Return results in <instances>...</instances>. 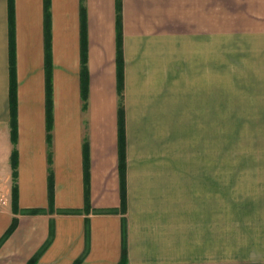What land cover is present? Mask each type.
Returning a JSON list of instances; mask_svg holds the SVG:
<instances>
[{"label":"crops","instance_id":"obj_1","mask_svg":"<svg viewBox=\"0 0 264 264\" xmlns=\"http://www.w3.org/2000/svg\"><path fill=\"white\" fill-rule=\"evenodd\" d=\"M13 3L15 128L10 105V0H0V264H120L124 248L126 264H183L184 255L194 254L198 260L202 253H212L214 228H209L205 196L214 177L201 178L202 195L193 188L196 184L190 187L193 199L183 194L182 167L152 157L156 142L144 130L135 132L133 109L141 108L135 101L144 98L141 88L152 77L164 86L180 87L182 79L208 76V63L199 51L213 43L216 15L223 16L226 8L230 12V0H121L125 209L119 169L118 0H50V145L46 0ZM84 20L87 101L81 81ZM209 68L210 73L215 70ZM87 180L91 208L86 212ZM210 202L212 214V198ZM14 219L16 229L5 238Z\"/></svg>","mask_w":264,"mask_h":264},{"label":"rangeland","instance_id":"obj_2","mask_svg":"<svg viewBox=\"0 0 264 264\" xmlns=\"http://www.w3.org/2000/svg\"><path fill=\"white\" fill-rule=\"evenodd\" d=\"M229 8L199 51L215 70L180 87L152 77L133 109L135 132L156 142L152 157L182 167L183 194L193 199L196 184L202 195L201 178L214 177L205 196L214 251L204 262L184 255L183 264H264V0H230Z\"/></svg>","mask_w":264,"mask_h":264},{"label":"trees","instance_id":"obj_3","mask_svg":"<svg viewBox=\"0 0 264 264\" xmlns=\"http://www.w3.org/2000/svg\"><path fill=\"white\" fill-rule=\"evenodd\" d=\"M83 1V0H82ZM50 0H46V77H47V118H48V143H51V123H52V106H53V84H52V45H51V14L49 11ZM118 11V95L120 98L119 103V134H120V174H121V187H122V208L125 209L126 203V183H125V173H126V144H125V124H124V106H123V92H124V61H123V51H122V14H121V0H118L117 3ZM10 23H11V87H10V105H11V114H12V126H16V114H17V82H16V72H15V49H14V3L13 0H10ZM88 50L86 42V31H85V20L83 21V30H82V59H81V81H82V98L84 101L88 99L89 93V71H88ZM86 107V105H84ZM16 133V131H15ZM15 136V135H14ZM85 162H86V172L89 168V146L86 143L84 147ZM51 161V157L49 158ZM15 160V157H14ZM50 184V193L49 201L50 207L54 206V181L53 175L50 173L49 177ZM90 201H89V181H86V212L90 210ZM78 212V211H77ZM114 212V211H110ZM76 213V211L74 212ZM17 220L14 219V222L10 229L8 230L5 238L9 237L12 232L16 229ZM127 253L124 248L123 256L120 264H126Z\"/></svg>","mask_w":264,"mask_h":264}]
</instances>
